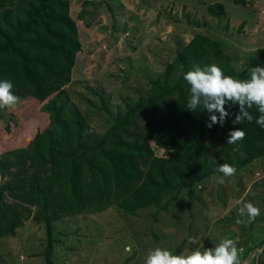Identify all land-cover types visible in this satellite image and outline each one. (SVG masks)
<instances>
[{"label":"trees","instance_id":"1","mask_svg":"<svg viewBox=\"0 0 264 264\" xmlns=\"http://www.w3.org/2000/svg\"><path fill=\"white\" fill-rule=\"evenodd\" d=\"M205 12L215 20L226 14L218 2ZM76 20L69 0H0V88L38 102L47 115L24 149L0 154V179L26 160L48 164V173L32 177L21 192L0 185V239L14 237L31 214L24 204L6 203L7 191L37 207L32 219L43 224L45 264H53L59 242L54 221L112 205L123 216L160 204L165 210L210 175L264 158V56L248 54L235 70L220 42L198 33L147 79L145 96L112 117L101 138L85 143L88 125L65 90L80 51ZM150 143L167 156H156Z\"/></svg>","mask_w":264,"mask_h":264},{"label":"rangeland","instance_id":"2","mask_svg":"<svg viewBox=\"0 0 264 264\" xmlns=\"http://www.w3.org/2000/svg\"><path fill=\"white\" fill-rule=\"evenodd\" d=\"M85 1L83 21H77ZM233 1L69 0L80 51L65 90L88 125L83 141L101 138L112 117L145 96L147 79L160 73L196 33L219 41L235 70L242 69L248 54L264 56V0ZM214 2L224 7L221 20L206 15V5ZM40 107L0 88V154L24 149L46 127ZM150 146L156 156H167ZM8 173L0 185L9 183L18 193L32 177L45 176L48 164L26 160ZM3 199L24 204L31 214L14 237L0 239V258L5 264H45L43 224L32 219L37 207L7 191ZM161 206L123 216L112 205L52 222L59 240L52 263L264 264V158L234 173L210 175L194 185L191 197L182 192L165 210Z\"/></svg>","mask_w":264,"mask_h":264}]
</instances>
